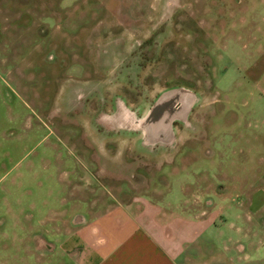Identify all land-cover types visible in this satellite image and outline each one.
Returning <instances> with one entry per match:
<instances>
[{
	"label": "rangeland",
	"instance_id": "obj_1",
	"mask_svg": "<svg viewBox=\"0 0 264 264\" xmlns=\"http://www.w3.org/2000/svg\"><path fill=\"white\" fill-rule=\"evenodd\" d=\"M243 1L0 0V264L42 255L36 238L53 250L55 234L83 213L170 183L168 193L179 194L166 168L145 156L126 170L96 164L94 156L103 164L136 159L112 148L118 133L92 155L89 133L102 138L122 105L143 117L158 95L185 87L212 130L211 114L223 110L216 120L230 129L223 140L250 161V132L264 131V97L248 80L259 55L249 53L255 39L222 31L246 10L264 14L261 1ZM263 62L261 55L256 63ZM210 141L214 148L213 133Z\"/></svg>",
	"mask_w": 264,
	"mask_h": 264
},
{
	"label": "crops",
	"instance_id": "obj_2",
	"mask_svg": "<svg viewBox=\"0 0 264 264\" xmlns=\"http://www.w3.org/2000/svg\"><path fill=\"white\" fill-rule=\"evenodd\" d=\"M259 1L264 6V0H244L242 5L254 7ZM246 11L251 14H241L222 31L231 28L234 38L255 39L249 53L264 56V14L256 18L251 9ZM259 56L248 67V80L264 97V62L256 63ZM122 106L114 120L106 119L102 138L96 137L98 131L89 133L92 155L118 133L122 141L112 148L124 157L121 151L130 150L136 159L122 164L114 158L103 164L94 156V161L108 171V166L126 170L128 165L139 166L136 160L145 156L148 162H159L160 170L166 168L171 182L179 184V194L168 193L170 183L162 193L140 192L101 211L83 213L55 234L53 250L36 238L42 255L30 254L25 264L42 259L45 264L57 252L59 264H264V131L250 132L254 152L247 161L246 156L238 157L244 150L237 143L223 140L221 132L230 129L216 122L222 109L211 114L213 130L207 125V111L192 107L180 116V125H168L159 136L157 128L143 125L148 113L141 117ZM212 133L217 138L214 148ZM133 137L135 141H129ZM46 249L50 252H42Z\"/></svg>",
	"mask_w": 264,
	"mask_h": 264
},
{
	"label": "flooded vegetation",
	"instance_id": "obj_3",
	"mask_svg": "<svg viewBox=\"0 0 264 264\" xmlns=\"http://www.w3.org/2000/svg\"><path fill=\"white\" fill-rule=\"evenodd\" d=\"M190 91L185 87L173 88L157 96L149 110L143 125L158 129L159 136L164 135L168 125H180V116L192 109L194 100Z\"/></svg>",
	"mask_w": 264,
	"mask_h": 264
},
{
	"label": "water",
	"instance_id": "obj_4",
	"mask_svg": "<svg viewBox=\"0 0 264 264\" xmlns=\"http://www.w3.org/2000/svg\"><path fill=\"white\" fill-rule=\"evenodd\" d=\"M80 217V216H79ZM78 220V218L75 220V221H77Z\"/></svg>",
	"mask_w": 264,
	"mask_h": 264
}]
</instances>
